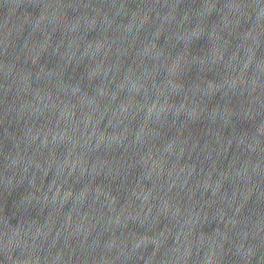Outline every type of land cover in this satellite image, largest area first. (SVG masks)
<instances>
[{
  "label": "water",
  "instance_id": "95a60500",
  "mask_svg": "<svg viewBox=\"0 0 264 264\" xmlns=\"http://www.w3.org/2000/svg\"><path fill=\"white\" fill-rule=\"evenodd\" d=\"M113 264H264V0H39Z\"/></svg>",
  "mask_w": 264,
  "mask_h": 264
}]
</instances>
